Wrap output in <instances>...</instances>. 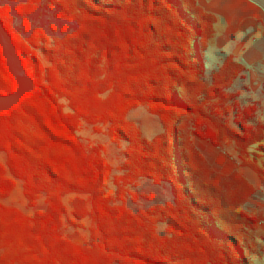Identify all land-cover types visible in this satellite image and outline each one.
<instances>
[{
	"label": "trees",
	"instance_id": "trees-1",
	"mask_svg": "<svg viewBox=\"0 0 264 264\" xmlns=\"http://www.w3.org/2000/svg\"><path fill=\"white\" fill-rule=\"evenodd\" d=\"M40 10L62 22L53 35L32 26ZM0 20L33 81L0 112V264H250L264 219L245 210L256 188L214 169L193 141L232 147L264 190V123L229 91L245 68L229 55L206 73L214 15L198 0H0ZM16 87L0 47V96ZM256 93L264 102V84ZM139 107L161 124L151 139L128 119ZM82 124L125 144L119 175L103 146L77 135ZM15 179L27 206L43 197L44 211L1 203ZM143 179L168 184L171 200L129 206L149 198L133 192ZM77 221L89 224L83 243L63 232Z\"/></svg>",
	"mask_w": 264,
	"mask_h": 264
},
{
	"label": "rangeland",
	"instance_id": "rangeland-1",
	"mask_svg": "<svg viewBox=\"0 0 264 264\" xmlns=\"http://www.w3.org/2000/svg\"><path fill=\"white\" fill-rule=\"evenodd\" d=\"M32 26H39L44 28L49 35H53L51 32V26L60 28L62 22L53 18L52 14L48 12H43L42 10L38 11L36 14L31 16L30 18ZM15 27L17 30H20L19 21L15 20ZM218 32L220 30L218 29ZM255 31L254 34H256ZM234 39H230L229 44L225 49H221L218 52H231L233 53L238 46L241 45V41H251L252 36H246L243 34H239ZM216 35V29H215ZM214 35V37H215ZM217 46L215 38L211 40V43L208 47L207 53L205 52L203 55L204 65L206 68L207 76L211 74L212 71H215L221 62L217 56ZM264 68V66H263ZM263 76V74H262ZM264 77V76H263ZM264 79V78H263ZM230 92H235L234 88L229 90ZM242 96L237 99L241 105H249L255 104L257 106V114L253 123H264V102L259 94H254L253 92L245 93L241 91ZM128 119L133 121L136 126L142 132L143 137L147 139H151L152 137L158 135L162 132L161 124L157 117L150 115L147 110L143 107H139L135 110H132ZM77 135L88 145H101L104 147V157L112 167V176L119 175L118 168L121 166L123 162V149L125 144L122 142H117L112 140V138L107 133L106 126H98L97 130L91 126L86 124H82L80 130L77 132ZM193 141L196 147L200 150L202 155L208 160L211 166L216 170H221V166L223 168H228L230 170L240 168L238 165V159L236 157V153L232 147H223L221 149L212 147L209 143L200 141L196 138H193ZM262 145L264 146V139L262 141ZM4 154H0V162H4ZM259 165H264V159H259ZM15 188L11 195L3 200L1 203L6 206H13L23 211L25 214L29 216H33L36 211H44L45 203L43 197H41L36 206L33 208H29L27 206L26 199L22 193V182L20 180L15 179ZM108 189H113L112 182L106 183ZM258 193L255 194V198L249 200L246 205V210L252 214L261 213L264 210V193L263 190L257 188ZM133 192L137 194H146L149 196L147 199L139 198L136 203H132V199H129L128 205L137 209H145L149 206L155 204H163L166 201L171 200V192L168 184L156 185L152 181L143 179L139 181V184L136 188L133 189ZM79 227H71L67 226V223L64 226V234L69 237L71 240L83 243L88 240L89 232H88V222L87 221H77ZM253 235L256 239V243L254 244V249L250 252V264H264V231L257 230L253 232Z\"/></svg>",
	"mask_w": 264,
	"mask_h": 264
},
{
	"label": "crops",
	"instance_id": "crops-1",
	"mask_svg": "<svg viewBox=\"0 0 264 264\" xmlns=\"http://www.w3.org/2000/svg\"><path fill=\"white\" fill-rule=\"evenodd\" d=\"M198 4L205 12L214 15L217 19L214 38L218 48L216 54L220 58L219 62L222 63L226 57L232 55L230 51L226 53L218 51L225 49L224 46L229 44L230 39L236 38L238 32L239 34L252 36L250 42L241 41L238 55L234 56V60L243 65L245 70L242 76L234 81L232 88L238 93V99L242 96L241 91L255 94L256 90L264 84V0H198ZM244 19H252L259 21V23L250 24L241 31L239 25ZM218 29L220 32H218ZM255 31H257L256 34H254ZM224 169L221 166L220 171ZM236 170L242 173L256 188L255 194L258 193L257 188L260 189V185L255 174L248 168H238ZM255 194L251 199L255 198ZM259 230L264 231V219L260 222Z\"/></svg>",
	"mask_w": 264,
	"mask_h": 264
},
{
	"label": "water",
	"instance_id": "water-1",
	"mask_svg": "<svg viewBox=\"0 0 264 264\" xmlns=\"http://www.w3.org/2000/svg\"><path fill=\"white\" fill-rule=\"evenodd\" d=\"M0 47L6 61V66L16 82V91L8 95L0 96V112L14 107L23 95L33 90V81L29 78L20 63V56L14 47L10 35L5 30L0 20ZM241 46L232 53L237 56Z\"/></svg>",
	"mask_w": 264,
	"mask_h": 264
}]
</instances>
